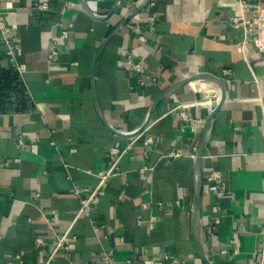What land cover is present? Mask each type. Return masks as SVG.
Returning a JSON list of instances; mask_svg holds the SVG:
<instances>
[{"label":"crops","instance_id":"obj_1","mask_svg":"<svg viewBox=\"0 0 264 264\" xmlns=\"http://www.w3.org/2000/svg\"><path fill=\"white\" fill-rule=\"evenodd\" d=\"M237 1L0 0L23 66L0 37L1 264H43L62 236L52 264H257L264 67L241 48ZM241 2L247 19L264 6ZM175 148L194 157L161 158Z\"/></svg>","mask_w":264,"mask_h":264},{"label":"built area","instance_id":"obj_2","mask_svg":"<svg viewBox=\"0 0 264 264\" xmlns=\"http://www.w3.org/2000/svg\"><path fill=\"white\" fill-rule=\"evenodd\" d=\"M45 8L44 4H40L37 6V9L43 10ZM247 8V4L244 2H241V0L237 1V8L235 10V13L233 16L230 17V21L232 24H239L242 27L243 30V37L241 42V48L245 46V42H251L254 50L256 51V54L259 57V61L261 62L262 67H264V6L259 5L255 9V14L250 19L245 18L244 11ZM154 17L149 18L150 23H154ZM67 31L64 30L61 34V37H66ZM0 37L4 41L6 50H5V56L7 60L10 62L11 67L17 70L18 72L23 71V66L17 64L16 58L17 55H19L20 50L18 46V37L16 33L6 24L5 17L3 14L0 13ZM58 55V49L57 46L54 44H51L48 46V52H47V58L49 60H52L56 58ZM126 66L129 67L135 74L136 81L140 84H144V70L140 63L134 61L131 57H128L126 60ZM223 73L225 75L229 74V70H223ZM215 101L218 104V98L210 97L208 95L204 96V98L201 100L202 103L207 104L209 107L212 106V102ZM200 103V102H197ZM180 115L182 117L183 113L181 112ZM261 124L262 128H264V106H262L261 109ZM148 143H151V140H147ZM114 153H117L118 156L122 153H118L116 149L112 150ZM190 156L194 157L193 154H187L186 152H183L180 148H175L172 150H166L161 154V158L164 159H172L177 158L180 156ZM119 172L116 162L112 164V166L105 172L103 175L99 176V182L95 186V188L92 190L91 193L80 197L79 198V208L77 211V216L84 215L88 216L91 210V204L92 200L95 195H97L98 191L100 190V187L104 184L106 179L110 176H113ZM220 177L219 172H212L209 177L207 178L208 182H214L218 180ZM77 193V191H75ZM36 245H44L45 242L38 238L35 240ZM67 250L68 245L65 244V236L56 238L54 241V248L51 251V253L47 256L45 262L43 264H52L54 255L57 250ZM259 259L257 264H264V226H262L260 230V243H259V251H258ZM168 257V256H167ZM165 257V258H167ZM17 260H19V263H21L19 256L15 257ZM102 259L106 262H110V258L106 254H102ZM168 259H171L173 263H177V259L173 257H168ZM1 264V263H0ZM144 264H158L157 261L154 260H144Z\"/></svg>","mask_w":264,"mask_h":264},{"label":"water","instance_id":"obj_3","mask_svg":"<svg viewBox=\"0 0 264 264\" xmlns=\"http://www.w3.org/2000/svg\"><path fill=\"white\" fill-rule=\"evenodd\" d=\"M93 68H92V76H93ZM219 104V103H218ZM215 101H213L212 102V106L214 107V108H217V107H219V105H218ZM197 175H199V171H198V174ZM199 177V176H198ZM199 182V181H198ZM197 194H199V191H198V193ZM195 213H194V219H195V221L197 220V215H198V210H197V206H196V209H195V211H194Z\"/></svg>","mask_w":264,"mask_h":264}]
</instances>
